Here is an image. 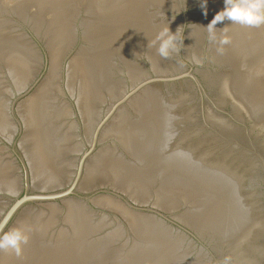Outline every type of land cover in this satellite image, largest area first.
I'll use <instances>...</instances> for the list:
<instances>
[{
	"label": "water",
	"instance_id": "1",
	"mask_svg": "<svg viewBox=\"0 0 264 264\" xmlns=\"http://www.w3.org/2000/svg\"><path fill=\"white\" fill-rule=\"evenodd\" d=\"M203 3L0 0V264H264V27Z\"/></svg>",
	"mask_w": 264,
	"mask_h": 264
},
{
	"label": "clouds",
	"instance_id": "2",
	"mask_svg": "<svg viewBox=\"0 0 264 264\" xmlns=\"http://www.w3.org/2000/svg\"><path fill=\"white\" fill-rule=\"evenodd\" d=\"M201 8L207 14V0H204ZM239 25L245 28L264 27V0H223V7L213 17L205 27L210 42L217 43L218 51H223V46L230 42V37L226 32L217 36V25L223 24ZM178 43L176 32L163 29L158 33L153 41L157 54L167 59L176 50ZM28 235L21 229H14L0 235V249L13 250L17 255L22 251V245L27 244Z\"/></svg>",
	"mask_w": 264,
	"mask_h": 264
}]
</instances>
